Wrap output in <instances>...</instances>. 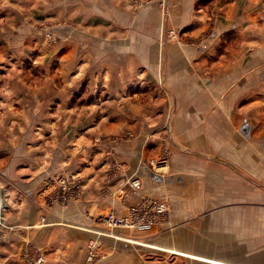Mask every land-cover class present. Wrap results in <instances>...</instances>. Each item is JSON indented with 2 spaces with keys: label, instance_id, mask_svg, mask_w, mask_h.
Listing matches in <instances>:
<instances>
[{
  "label": "crops",
  "instance_id": "obj_1",
  "mask_svg": "<svg viewBox=\"0 0 264 264\" xmlns=\"http://www.w3.org/2000/svg\"><path fill=\"white\" fill-rule=\"evenodd\" d=\"M69 177L80 198L51 201ZM147 198L151 231L101 222ZM91 242L97 264H264V0H0V264Z\"/></svg>",
  "mask_w": 264,
  "mask_h": 264
},
{
  "label": "built area",
  "instance_id": "obj_2",
  "mask_svg": "<svg viewBox=\"0 0 264 264\" xmlns=\"http://www.w3.org/2000/svg\"><path fill=\"white\" fill-rule=\"evenodd\" d=\"M168 160L166 158L156 162V168L161 169L166 166ZM61 192L51 201L60 202L63 205H68L70 202L77 200L83 193V182L77 178L69 177L60 179ZM132 189H138L141 184L137 180L127 182ZM168 204L162 200L155 198H147L139 206H133L124 216H118L114 213L107 215L101 219L106 226L111 229L130 230L136 232H148L160 223L168 213ZM100 255L97 252L95 242H91L88 246V264H97ZM33 264H44V259L39 257Z\"/></svg>",
  "mask_w": 264,
  "mask_h": 264
}]
</instances>
